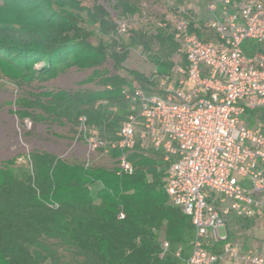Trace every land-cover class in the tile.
<instances>
[{"label":"trees","instance_id":"16d2710c","mask_svg":"<svg viewBox=\"0 0 264 264\" xmlns=\"http://www.w3.org/2000/svg\"><path fill=\"white\" fill-rule=\"evenodd\" d=\"M1 1L7 16H0V62L22 73L27 80L21 85L48 81L77 67L95 69L93 79L102 87L36 97L28 105L39 112L32 118L65 122L76 133L84 116L99 137L116 141L129 114L123 91L148 92L150 79L136 71L122 77L97 70L109 57L121 64L126 54H110L104 44L89 41L80 22L81 12H91L81 0ZM114 1L122 13L138 11L131 0ZM95 8L98 19L100 13L108 15L99 5ZM132 45L142 46L159 74L172 70L177 46L171 36L139 33ZM243 49L249 55L260 52L254 41L245 42ZM118 155L113 150L110 157ZM33 158L32 176L0 173V264H182L175 255L180 248L182 258L188 257L195 229L191 218L168 202V164L159 152L138 146L130 156L136 166L132 175L118 174L116 163L85 167V161L48 153ZM163 241L170 250L160 257Z\"/></svg>","mask_w":264,"mask_h":264},{"label":"built area","instance_id":"2783aa9c","mask_svg":"<svg viewBox=\"0 0 264 264\" xmlns=\"http://www.w3.org/2000/svg\"><path fill=\"white\" fill-rule=\"evenodd\" d=\"M160 2L167 13L159 28L177 46L174 66L155 71L159 92L123 91L129 114L116 141L79 119L85 167L95 153L115 150L118 174L132 175L138 146L159 152L168 164V202L195 229L188 257L181 248L175 254L182 264H264L263 253L230 242L228 227L233 216L264 223V54L243 49L247 41L264 45V0H208L203 18L201 0ZM169 250L163 241L160 257Z\"/></svg>","mask_w":264,"mask_h":264},{"label":"rangeland","instance_id":"374dc122","mask_svg":"<svg viewBox=\"0 0 264 264\" xmlns=\"http://www.w3.org/2000/svg\"><path fill=\"white\" fill-rule=\"evenodd\" d=\"M81 1L92 15L88 16L86 11L81 12L80 26L89 34V41L93 45L104 44L110 54L112 51L120 55L126 54L121 64L115 63L109 57L97 70L102 74L122 77H129V71L139 72L151 81L147 86L148 92H159L158 79L157 76L154 77L155 71L159 74L156 65L142 46L132 45V39L139 33L152 37L158 32H163L169 36L159 28V24L165 21L167 7L160 0H131L135 7H138V11L135 14H125L117 9L114 0ZM174 1L177 5H182L184 0ZM207 1L201 0V18L206 16L204 3ZM98 5L108 13L107 16L100 13L99 19L104 21L103 24L98 19L99 14L95 8ZM0 16H7L5 9L0 8ZM123 24L127 29L126 34L122 32ZM260 48L264 50V46ZM152 50L157 51L158 46L154 44ZM175 60L180 61V58L177 57ZM172 61L174 62V57ZM94 70L71 67L48 81H33L21 85L22 81L27 80L22 79V73L0 62V173L32 176L35 153H48L65 160L73 158L81 162L86 160L88 153L86 145L76 140V133L72 131L70 125L65 122L35 121L32 117L39 115V112L29 110L28 105L36 97L45 99L52 93L102 89L97 83L98 79H93ZM134 85L138 86L137 83ZM22 113L28 115L22 116ZM91 162L94 166L115 165V160L102 152L95 153L91 157ZM98 186L100 187V184ZM91 188L94 192L96 184ZM228 227L232 244L244 251L254 249L264 254V223L233 216L228 218ZM221 234H225L223 228Z\"/></svg>","mask_w":264,"mask_h":264},{"label":"crops","instance_id":"0c3cea01","mask_svg":"<svg viewBox=\"0 0 264 264\" xmlns=\"http://www.w3.org/2000/svg\"><path fill=\"white\" fill-rule=\"evenodd\" d=\"M263 46H264V45H261V46L259 45V48H260V47H263ZM262 49H263V48H262ZM262 49L260 48V52H259V53L264 54V50H262Z\"/></svg>","mask_w":264,"mask_h":264}]
</instances>
